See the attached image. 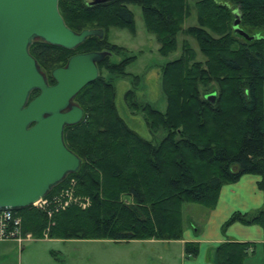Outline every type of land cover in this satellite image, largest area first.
<instances>
[{"label":"trees","instance_id":"trees-1","mask_svg":"<svg viewBox=\"0 0 264 264\" xmlns=\"http://www.w3.org/2000/svg\"><path fill=\"white\" fill-rule=\"evenodd\" d=\"M59 0L67 26L80 33L102 29L103 38L89 37L75 50L35 41L30 53L49 82L52 71L65 67L78 54L108 51L99 64V78L86 86L75 103L83 120L65 129V142L82 160L46 197L77 181L78 194L91 199L90 208L74 205L56 215L52 235L61 239L180 240L184 234L185 202L215 208L225 185L244 176L259 177L264 192V0ZM128 4L141 6L147 30L155 35L160 53L169 57L179 38H192L204 61L187 41L182 54L162 68V89L167 109L147 104L142 114L152 132L166 129L159 144L142 138L118 114L115 78L126 77L129 61L109 59L120 48L107 38L110 28L133 29ZM197 25L185 27L192 12ZM240 28L252 39L235 31ZM119 48V49H118ZM132 59V58H131ZM104 71L111 77L107 79ZM39 95L36 91L31 99ZM133 95L128 91L125 96ZM214 95L211 100L208 97ZM133 97V96H132ZM131 198L133 203H128ZM26 231L37 234L47 216L32 207L16 211ZM259 225L264 230V209L235 213L225 224ZM254 244L226 241L216 248L217 264H244ZM185 254L196 258L199 247L186 243Z\"/></svg>","mask_w":264,"mask_h":264},{"label":"water","instance_id":"water-1","mask_svg":"<svg viewBox=\"0 0 264 264\" xmlns=\"http://www.w3.org/2000/svg\"><path fill=\"white\" fill-rule=\"evenodd\" d=\"M235 15L236 33L252 39L240 28L238 11ZM104 35L102 29H70L59 0H0V210L31 207L81 169V158L65 142V129L83 120L75 99L99 78L98 65L112 55H75L52 71L55 84L50 85L31 45L40 40L75 50L89 37ZM36 91L39 95L31 99Z\"/></svg>","mask_w":264,"mask_h":264},{"label":"rangeland","instance_id":"rangeland-1","mask_svg":"<svg viewBox=\"0 0 264 264\" xmlns=\"http://www.w3.org/2000/svg\"><path fill=\"white\" fill-rule=\"evenodd\" d=\"M128 7L134 14L133 29L113 27L107 31L109 42L120 48L119 51L115 50L114 55L109 59L111 63L117 64L124 59L129 61L126 69L129 75L115 78L114 81L117 110L128 126L142 138L159 144L166 137V129L162 126L152 132L144 119L142 110L147 104L161 112L167 109V101L162 89L164 64L181 56L184 40H187L196 50L198 60L204 61L205 57L201 54L197 43L186 36L179 38V46L174 53L169 57L162 56L155 35L147 30L141 6L128 4ZM197 23V14L193 11L185 27L194 26ZM261 33L264 35V31ZM104 73L107 79L111 78L106 71ZM49 84L54 83L49 82ZM128 91L133 93L130 99H126L125 96ZM76 188L77 181L68 179L63 189L57 194L51 198H45L49 203L47 207L31 206L47 216V226L39 234L26 231L22 217V237L31 234L33 239L27 241L28 243H23V250L18 247L17 242L0 243V264H184L183 250L185 248L176 242L183 239L118 242L109 239L55 238L52 233H54L53 225L57 224L55 219L57 214L72 205L82 210L92 205L91 199L78 194ZM127 202L133 203V200L127 198ZM182 206L184 231L189 228L196 233L199 232L198 235L202 234L211 208L189 202H185ZM231 225L225 226L223 234H227ZM7 242H12V240Z\"/></svg>","mask_w":264,"mask_h":264},{"label":"crops","instance_id":"crops-1","mask_svg":"<svg viewBox=\"0 0 264 264\" xmlns=\"http://www.w3.org/2000/svg\"><path fill=\"white\" fill-rule=\"evenodd\" d=\"M260 181L259 177L244 176L239 182L222 187L217 205L204 223L202 234L198 235L199 232L187 228L183 240L176 241L184 248L188 242L198 244L199 253L196 258H188L183 250L184 264H217L216 248L226 241L254 244L244 264H264V230L261 226L235 222L228 228L227 234H223L225 224L235 213L253 214L264 209V192L259 187Z\"/></svg>","mask_w":264,"mask_h":264},{"label":"built area","instance_id":"built-area-1","mask_svg":"<svg viewBox=\"0 0 264 264\" xmlns=\"http://www.w3.org/2000/svg\"><path fill=\"white\" fill-rule=\"evenodd\" d=\"M48 201L44 198L39 200L32 207H47ZM33 239L29 234L22 237V217L16 211L0 210V242H17L20 248L23 243ZM28 243V242H27Z\"/></svg>","mask_w":264,"mask_h":264},{"label":"flooded vegetation","instance_id":"flooded-vegetation-1","mask_svg":"<svg viewBox=\"0 0 264 264\" xmlns=\"http://www.w3.org/2000/svg\"><path fill=\"white\" fill-rule=\"evenodd\" d=\"M54 84H55V83H54ZM54 84H53V85H54Z\"/></svg>","mask_w":264,"mask_h":264}]
</instances>
